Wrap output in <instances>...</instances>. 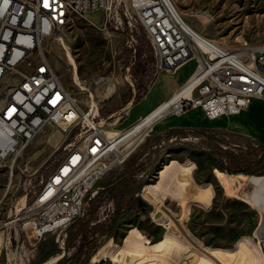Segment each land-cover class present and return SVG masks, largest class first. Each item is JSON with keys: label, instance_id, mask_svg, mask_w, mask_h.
I'll list each match as a JSON object with an SVG mask.
<instances>
[{"label": "rangeland", "instance_id": "1", "mask_svg": "<svg viewBox=\"0 0 264 264\" xmlns=\"http://www.w3.org/2000/svg\"><path fill=\"white\" fill-rule=\"evenodd\" d=\"M171 1L188 24L219 45L232 48L245 42L264 43V0ZM71 17L73 23L68 19L64 29L44 44L46 56L85 111L97 105L98 119L107 130L127 129L133 125L129 118L134 106L153 82L163 74L174 75V71H156L143 31L131 60L125 35L105 30L102 13L87 17L97 27L85 18ZM68 53L76 61L77 72ZM74 73L83 90L75 85ZM12 80L17 82L16 77ZM8 95L5 80L0 83V111ZM242 119L264 128V104L255 106ZM151 128L142 135L145 139L133 156L103 178L101 189L111 179L126 177L125 192L103 195L83 254L71 258L69 264H262L253 238L259 208L244 193L246 180L252 175L223 171L221 157L212 150L237 155V145L246 146L245 140L219 135L209 144L184 138L187 140L175 145L176 159L144 167L150 155L146 153L155 143ZM73 142L79 144L60 129L48 127L18 159L24 173L17 170L10 180L8 170L0 171V264H58L64 254L73 257L78 252V239L62 248L65 233L59 229L38 237L32 228L25 230L24 221L14 222L17 215L27 216L25 212L43 183L65 157L66 145ZM11 165L7 162L5 167ZM136 167L139 170L135 171Z\"/></svg>", "mask_w": 264, "mask_h": 264}, {"label": "built area", "instance_id": "2", "mask_svg": "<svg viewBox=\"0 0 264 264\" xmlns=\"http://www.w3.org/2000/svg\"><path fill=\"white\" fill-rule=\"evenodd\" d=\"M68 4L78 5L86 21L88 15L102 13L105 30L125 35L131 60L143 31L157 72H171L188 59L196 61L193 75L178 91L189 89V95L169 105L158 120L195 107L207 119L216 120L240 115L254 100H264V43L245 42L231 48L202 35L195 37L169 0H0V83L6 80L9 88L0 115V171L8 170L10 180L17 170L24 173L18 159L48 127L79 141L66 145L65 157L43 183L27 216L17 215L14 221H24V227L27 219L32 220L38 237L44 235L38 230L46 225L66 233L87 212V200L98 196L103 178L126 163L146 136L129 132L131 126L107 130L98 119L97 105L85 111L60 80L44 44L64 29V19L73 23ZM130 69L131 64L126 70ZM176 141L177 137L165 138L160 146ZM7 162L12 165L5 167ZM253 238L264 264V212L260 210Z\"/></svg>", "mask_w": 264, "mask_h": 264}, {"label": "crops", "instance_id": "3", "mask_svg": "<svg viewBox=\"0 0 264 264\" xmlns=\"http://www.w3.org/2000/svg\"><path fill=\"white\" fill-rule=\"evenodd\" d=\"M188 64H192V66L189 69L185 70V67ZM195 69H196V61L191 59L189 62L187 61L184 62L177 69L178 71L176 70L174 72V75L163 74L162 76H160V78L154 81L147 94L142 98V100L137 105L134 106V111L131 114V117L129 118L133 122V125L141 121L144 117L146 118L149 114H151L164 102L168 101L173 95H175L182 87H184V85L193 75ZM258 104H264V100L262 99L254 100L252 104L247 109H245L240 115L223 116L216 120L207 119L204 111L200 107L191 108L186 112H184L183 114H171L161 118L150 129V134H151L150 136H152V138H155V143L153 144L152 149L146 153V154L150 153V155L144 167H147L149 165L156 167L158 163L164 164L167 161V158L176 159L177 157H175V155L177 152L175 145L178 144V142L181 141V139L184 138L190 139L192 137L198 140H205L206 142L208 137H210L211 139H215L218 138L219 135L225 136L226 139H228V136L240 137L241 139L245 140L246 146L243 147L241 145H237L240 148L237 155H229L225 152L224 153L229 156H241L246 158L247 156H249V152H250L248 150L249 147L252 146L264 147V139H262L259 135L253 134L254 132L264 130V128H258L255 124L251 122H246L242 119L243 116L250 115L251 112L253 111V108ZM171 130H182L189 133L190 132L198 133L199 136L196 137L195 136L196 134L194 135L189 134L186 136L169 135L170 137L172 136L177 137L178 138V141H176L177 143L168 142L165 146H160L161 141L163 139L170 138L169 136L167 137V135ZM155 152L160 153L159 158L156 160L153 158ZM133 154L128 158V160L133 156ZM146 154H144V156ZM221 159L222 162L220 165L223 171H226L227 173H231V174H237L226 170L224 165L225 158L221 157ZM139 160L141 161L143 160V158L140 157ZM134 170L135 171L139 170V168L136 167V169ZM115 181L116 178L111 179L109 184L106 185L105 187L111 185ZM126 181L127 180L125 179V182ZM125 182L120 184V189L117 192L116 196H118L120 193L122 195V193L125 192L123 191L125 190L127 185ZM147 188L149 187L146 186L145 191H147ZM0 257H1V249H0Z\"/></svg>", "mask_w": 264, "mask_h": 264}, {"label": "trees", "instance_id": "4", "mask_svg": "<svg viewBox=\"0 0 264 264\" xmlns=\"http://www.w3.org/2000/svg\"><path fill=\"white\" fill-rule=\"evenodd\" d=\"M142 67L145 68L143 63H141ZM194 135L199 136L198 133L193 132H185L182 130H171L167 137L170 135ZM169 136V137H170ZM207 142L212 144V139L210 137L207 138ZM216 154L225 158V169L237 174L243 175H253V176H264V147H249L248 150L249 156L241 157V156H229L222 152L221 150L212 149ZM160 153L155 152L154 159H158ZM125 178L121 177L113 182L111 185L100 190L98 196L94 199H89L86 202V210L82 217L77 218L67 229H66V237L64 239L65 247L68 248L70 244L79 240L81 242V246L74 254L73 257H69L67 254H64L58 261V264H69L71 258H79L83 254L84 242L86 240L87 235L92 229V223L96 220V211H97V203L101 200L105 193L117 194L120 189V184L125 182ZM80 238V239H79Z\"/></svg>", "mask_w": 264, "mask_h": 264}, {"label": "bare ground", "instance_id": "5", "mask_svg": "<svg viewBox=\"0 0 264 264\" xmlns=\"http://www.w3.org/2000/svg\"><path fill=\"white\" fill-rule=\"evenodd\" d=\"M169 2L172 5V8L174 9V11L177 13V15L180 17V19L184 23V25L190 31V33H192L195 37L200 36L201 34H199L190 24H188L183 19V17L179 14V12L175 8V6L172 3V1L169 0ZM68 13H69V15H76V16L85 18V12L82 11L81 8L78 5H75V4H68ZM67 22H68V19H64V26L66 25ZM58 39L59 40H62L61 37L58 38ZM68 58L71 61V63L74 65V68H75V71H76V69H77V65L75 63L76 61H74V59H73V57L71 56L70 53H68ZM188 60H191V59H188ZM181 65H179L173 71L175 72ZM74 74H75V80L74 79L73 80L75 82V85L76 86H79V88L83 90L84 87L81 86V83L82 82H80V79L78 77V74L77 73H74ZM189 92H190L189 89L185 90L182 93L177 92L168 101L164 102L161 106H159L156 110H154L151 114H149L141 122L137 123L135 126L133 125L134 127L131 126V128L129 129V132H131L132 134L140 133L141 134V137H142V135L149 128H151L156 123V121L160 117H162V115H164L163 112L165 111V109L169 105H171L172 103H175L182 96H188L189 95ZM4 110H5V107L0 111V115H2V113H3ZM253 134L254 135H259L262 139H264V130H260L258 132H254ZM244 190H245L244 193L247 194L249 201L254 206H256L257 208H259L260 211L264 212V176H253V175L252 176H249L247 178V180H246V183H245V186H244ZM24 227H25V230H28V229L32 228L37 233L36 225L34 224V222L32 220L27 221L25 223V226ZM48 231H53V227L51 225H46L43 228H40L38 230V232H41L43 234H45ZM28 237H29V241H30L31 240V237L29 235H28ZM262 261H263V258L261 257V263H262ZM48 263H51V262H47V263H44V264H48Z\"/></svg>", "mask_w": 264, "mask_h": 264}]
</instances>
